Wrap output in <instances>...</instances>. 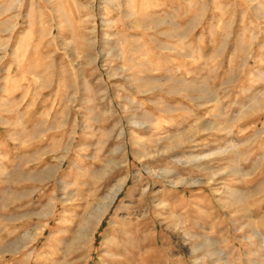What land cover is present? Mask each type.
Returning a JSON list of instances; mask_svg holds the SVG:
<instances>
[{
	"label": "rangeland",
	"instance_id": "374dc122",
	"mask_svg": "<svg viewBox=\"0 0 264 264\" xmlns=\"http://www.w3.org/2000/svg\"><path fill=\"white\" fill-rule=\"evenodd\" d=\"M0 264H264V0H0Z\"/></svg>",
	"mask_w": 264,
	"mask_h": 264
}]
</instances>
